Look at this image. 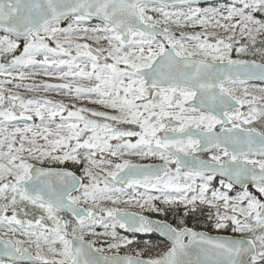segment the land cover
<instances>
[{
	"label": "snow or ice",
	"instance_id": "snow-or-ice-1",
	"mask_svg": "<svg viewBox=\"0 0 264 264\" xmlns=\"http://www.w3.org/2000/svg\"><path fill=\"white\" fill-rule=\"evenodd\" d=\"M0 264H264V0H0Z\"/></svg>",
	"mask_w": 264,
	"mask_h": 264
},
{
	"label": "trees",
	"instance_id": "trees-1",
	"mask_svg": "<svg viewBox=\"0 0 264 264\" xmlns=\"http://www.w3.org/2000/svg\"><path fill=\"white\" fill-rule=\"evenodd\" d=\"M188 224L189 226L196 228V230H205L208 232H214L210 226L205 225L202 221L200 223H197L195 220H189ZM152 241L153 243L156 242V244H159L161 239L155 235V240H152Z\"/></svg>",
	"mask_w": 264,
	"mask_h": 264
},
{
	"label": "rangeland",
	"instance_id": "rangeland-1",
	"mask_svg": "<svg viewBox=\"0 0 264 264\" xmlns=\"http://www.w3.org/2000/svg\"><path fill=\"white\" fill-rule=\"evenodd\" d=\"M49 82H52V83H56L57 81L55 80H51ZM30 95V94H29ZM49 96V98H52V99H56V100H59V99H62V97L60 96H57L55 93H49L47 94ZM37 123H39V121L37 120L36 121ZM135 210V209H134ZM214 232H211V233H214V234H220V235H231V231L230 230H221L219 232H217L216 230L212 229ZM97 231H102V229L98 228ZM153 237V236H152ZM144 239H148V238H144ZM152 240H155V237L152 238ZM156 243V242H155Z\"/></svg>",
	"mask_w": 264,
	"mask_h": 264
},
{
	"label": "water",
	"instance_id": "water-1",
	"mask_svg": "<svg viewBox=\"0 0 264 264\" xmlns=\"http://www.w3.org/2000/svg\"><path fill=\"white\" fill-rule=\"evenodd\" d=\"M201 3H204L205 0H200ZM198 231H204V230H198ZM206 233H208L209 235H212V236H216V235H220V234H212V233H209L207 231H205ZM222 236H230V235H222ZM146 237V236H145Z\"/></svg>",
	"mask_w": 264,
	"mask_h": 264
},
{
	"label": "flooded vegetation",
	"instance_id": "flooded-vegetation-1",
	"mask_svg": "<svg viewBox=\"0 0 264 264\" xmlns=\"http://www.w3.org/2000/svg\"><path fill=\"white\" fill-rule=\"evenodd\" d=\"M145 162H150V161H145ZM204 231H205V230H204ZM207 232H208V231H207ZM209 233H211V232H209ZM212 234H214V233H212ZM231 235H232V234H231ZM231 235H230V236H231ZM154 237H155V235H153V237H151V239L154 238ZM143 238H148V237H143Z\"/></svg>",
	"mask_w": 264,
	"mask_h": 264
}]
</instances>
